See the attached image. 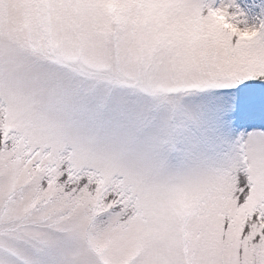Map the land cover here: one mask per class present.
<instances>
[{
    "label": "snow or ice",
    "instance_id": "6c2138e0",
    "mask_svg": "<svg viewBox=\"0 0 264 264\" xmlns=\"http://www.w3.org/2000/svg\"><path fill=\"white\" fill-rule=\"evenodd\" d=\"M0 264H264V0H0Z\"/></svg>",
    "mask_w": 264,
    "mask_h": 264
}]
</instances>
